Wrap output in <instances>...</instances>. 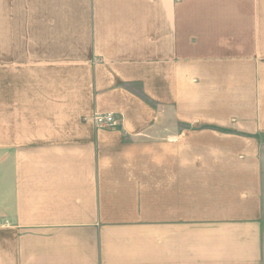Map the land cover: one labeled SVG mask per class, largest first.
I'll return each mask as SVG.
<instances>
[{
    "label": "crops",
    "instance_id": "crops-1",
    "mask_svg": "<svg viewBox=\"0 0 264 264\" xmlns=\"http://www.w3.org/2000/svg\"><path fill=\"white\" fill-rule=\"evenodd\" d=\"M20 5L60 116L0 130V264H264V0Z\"/></svg>",
    "mask_w": 264,
    "mask_h": 264
},
{
    "label": "rangeland",
    "instance_id": "rangeland-1",
    "mask_svg": "<svg viewBox=\"0 0 264 264\" xmlns=\"http://www.w3.org/2000/svg\"><path fill=\"white\" fill-rule=\"evenodd\" d=\"M19 1L22 6L23 0H0V130L5 132V135L8 134L9 128L12 130L11 119L59 115V108L53 104L55 94L52 90H48L53 87L54 83L60 81L59 78L57 80L55 75L37 76L28 72L20 76L16 70L20 71V66L17 65H21V61L11 62L20 57H26V49L32 48L31 45L25 43L24 36L19 39L17 36L19 31L12 30L18 21H25L27 17L23 12L17 14ZM44 85L45 89H43ZM259 139V143L255 146L260 152L263 168L262 199L264 203V134H260ZM236 146L234 144V147Z\"/></svg>",
    "mask_w": 264,
    "mask_h": 264
},
{
    "label": "built area",
    "instance_id": "built-area-1",
    "mask_svg": "<svg viewBox=\"0 0 264 264\" xmlns=\"http://www.w3.org/2000/svg\"><path fill=\"white\" fill-rule=\"evenodd\" d=\"M92 119L94 123L99 128L109 127L116 125V116L114 112L108 111V112H95L92 115Z\"/></svg>",
    "mask_w": 264,
    "mask_h": 264
}]
</instances>
